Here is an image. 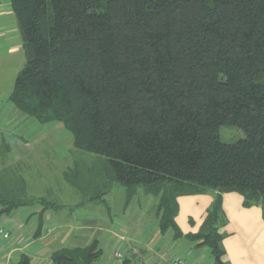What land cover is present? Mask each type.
<instances>
[{
  "label": "trees",
  "instance_id": "1",
  "mask_svg": "<svg viewBox=\"0 0 264 264\" xmlns=\"http://www.w3.org/2000/svg\"><path fill=\"white\" fill-rule=\"evenodd\" d=\"M9 1L27 58L9 100L42 125L61 124L89 160L63 172L76 207L107 206L116 186L129 205L141 189L157 198L160 232L180 238L178 198L212 192L214 207L189 239L225 264L222 195L239 193L264 213V0ZM222 128L239 140L224 142ZM10 151L3 142L0 162ZM20 171L0 170V217L60 208L30 197ZM42 229L40 221L36 238ZM121 254L123 264L146 263ZM102 255L95 241L51 260L93 264Z\"/></svg>",
  "mask_w": 264,
  "mask_h": 264
},
{
  "label": "rangeland",
  "instance_id": "2",
  "mask_svg": "<svg viewBox=\"0 0 264 264\" xmlns=\"http://www.w3.org/2000/svg\"><path fill=\"white\" fill-rule=\"evenodd\" d=\"M11 23L17 27L15 19H11ZM10 35V41H6L7 37L0 38V137L5 139V142L11 147L8 155L10 165L19 166L16 162H23L24 170L22 166L19 167L26 181L29 196L45 197L50 201L63 204L64 208L58 212L48 211L50 212L49 215L51 214V217L60 223L67 222L63 218L70 214H73L72 225L86 222L89 217L98 215L96 218L99 217L101 225L107 228V232H96L95 239L99 241L100 248L104 251L100 262L101 264H110V262L111 264H118L119 260L115 258L116 253H124V250L131 243L137 244V241L143 243L149 240L154 241L156 234L159 233L157 226H154L153 223V220L156 219L153 210L158 202L157 198L147 195L140 189L133 203L129 206L128 213L141 217V222H138V225L141 224L138 229L139 235L142 232L140 240L131 232V227L135 226L136 228V224L133 220L131 221L130 216L124 214L125 188L121 186L115 188L106 197L109 204L108 209L104 206L93 205L73 209L74 205L80 201V196L77 190L64 180L63 172L73 166L75 159H82L83 165L89 164V160L85 157H78L72 145V137L61 124L42 125L33 118L23 115L10 102L9 98L13 91L15 79L26 63L19 31L10 33ZM11 47H15L16 50L11 52ZM221 137L226 143H234L240 138L237 131L232 128H222ZM8 158L5 159L7 163H9ZM2 166L0 163V169ZM214 196L215 203L217 196ZM214 203L208 212L214 207ZM39 210L41 207L37 205L32 208H21L9 217H0V230L9 236L4 238L0 234V264H19V257L23 254L32 256L34 253L38 256L42 251L48 254L49 251H54V247L48 246V237L46 236L48 229H55L53 223L55 220L45 219L41 239L39 237L33 239L39 219L34 214ZM101 212L102 215L100 216ZM222 214L225 217L224 212ZM224 228H221L223 234L225 233ZM18 236L21 239H17ZM122 236L124 241L121 240ZM190 244L194 245L193 243ZM162 245L165 247L164 242ZM36 248L39 249L35 251ZM133 249H139L140 252L142 250L139 246H135L124 254L131 255ZM206 251L209 254L203 264H214L215 259L209 249ZM163 253L166 257V262L163 264H173L177 259L176 256L183 260L188 259L185 254H177V251L172 248L163 250ZM44 257L46 259L44 258L45 260L41 264H52L46 256ZM183 262L185 263V261Z\"/></svg>",
  "mask_w": 264,
  "mask_h": 264
},
{
  "label": "crops",
  "instance_id": "3",
  "mask_svg": "<svg viewBox=\"0 0 264 264\" xmlns=\"http://www.w3.org/2000/svg\"><path fill=\"white\" fill-rule=\"evenodd\" d=\"M11 19H15L16 21L15 15L12 12L10 6V1L7 2V0H0V38L7 37L6 41L11 40L9 37L10 33L19 31L17 22H16L17 27H15L14 23H11ZM10 36L12 37V35ZM20 38H21V34H20ZM21 46L23 49L22 38H21ZM15 50H16L15 47H11V52ZM3 142H5V139L0 137V146L3 144ZM7 158L8 156L6 157V160ZM6 160L0 162L3 165L2 168L4 167V165L11 166L9 158H8L9 163H7ZM16 163H18L20 167L22 166L23 167L22 169L24 170L23 162H16ZM117 187L118 186H116L115 188ZM214 195L216 194L212 192H206L204 194L181 196L178 198V215L176 217V224L180 228L182 237L176 238L173 230H169L163 234L159 230L157 219H155L153 220V223L154 226H157L156 228L159 233L156 234V238L154 239V241L149 240L146 242L144 241V243L141 241H137L138 242L137 244L131 243L129 247L124 250V253L129 252V250H131L132 247L139 246V248L142 249L144 252L147 264H163L166 262V257L165 254L163 253V250H167V248L168 249L172 248L174 251H177V254L182 253L185 254V257L186 256L188 257L187 260L185 259L183 260L181 257L176 256L175 258L177 259L174 261V263L178 260H183L185 261V264H203V262L207 259V255L209 254V252H207L206 249L209 248L204 245L197 246L196 243L192 242L189 239V236L197 235L201 231L205 219L207 217L208 210L211 208L212 204L214 203L215 200ZM126 198H127V193L125 190L123 211L124 214L130 216L132 218L131 221L133 220L134 223L136 224V228L135 226L131 227V232L136 238H139L138 240H140L141 238L140 235L142 234V232H140L139 235L138 229L139 227H141V224L138 225V222H141V217L133 213L131 214L128 213L129 206L131 205V203H133L136 197L131 201L129 205H126ZM105 201L107 203V206L94 205L89 203V204H85L84 206L76 207L77 205L76 204L74 205L73 209H78L80 207L84 208L89 205L104 206L108 209L109 204L106 198ZM59 206L60 208L58 210H52V211L58 212L64 208L63 204L61 203H59ZM32 207H24V208H32ZM17 210L19 209L14 210L10 215H12ZM41 211H42V207L41 210L37 211V213L34 214L38 216L39 219L36 224V230L33 234V239H36L35 234L37 232V228L40 224V221H43V229H44L45 219L55 220L54 217H51V214L49 215L50 212L48 211L50 210L44 212L42 216L40 214ZM154 211L155 209L153 210V214L155 213ZM222 211L224 212L225 215L224 217L225 233H224V238L222 240V249L225 252L223 258L224 263L225 264H264V213L262 207L257 205L246 207L244 205V198L242 195L236 192H230L222 195ZM10 215H8V217ZM101 215L102 212L100 216ZM96 216L94 215L93 217H89V219L86 222H80L75 225H72L73 214L66 215L63 218V220L67 222L60 223L56 219L53 222L55 224V229H48L46 236L48 237L47 240L48 246L54 247L55 248L54 251L52 252L49 251V254L42 251V253H39L38 256H36V254L34 253L32 256L23 254L19 257V259L21 260L22 256H27L30 259L31 264H41L46 259L44 256H46L49 259V261L52 262L51 255L58 250L88 247L95 241L98 242L100 247L99 241L95 239L96 232H102V233L107 232V228L104 225H101V223L99 222V217L96 218ZM68 222L71 224H69ZM43 229H42V233H43ZM169 233L172 234L170 235ZM41 237L42 234L39 236V239H41ZM17 239H21V237L18 236ZM121 240L124 241L123 236ZM163 242L165 243V247L162 245ZM190 243H193L194 245ZM38 249L39 248H36L35 251H37ZM209 251L211 253L210 249ZM101 258L96 262H94L93 264H101L100 262ZM118 264H123V261H119ZM214 264H215V260H214Z\"/></svg>",
  "mask_w": 264,
  "mask_h": 264
},
{
  "label": "built area",
  "instance_id": "4",
  "mask_svg": "<svg viewBox=\"0 0 264 264\" xmlns=\"http://www.w3.org/2000/svg\"><path fill=\"white\" fill-rule=\"evenodd\" d=\"M0 234L3 235L4 238L9 237L8 234H3V232H2L1 230H0ZM141 253H142V252H140L139 249H133L132 252H131V254L134 255V256L136 257V259H140V260L144 261V260H143V259H144V255L141 254ZM115 258H116L117 260H121V259L124 258V256H123V254H121V253H116V254H115ZM145 264H146V263H145ZM174 264H185V263H184L182 260H178V261H176Z\"/></svg>",
  "mask_w": 264,
  "mask_h": 264
}]
</instances>
